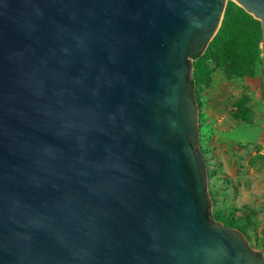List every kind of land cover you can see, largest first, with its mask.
<instances>
[{
    "label": "water",
    "instance_id": "obj_1",
    "mask_svg": "<svg viewBox=\"0 0 264 264\" xmlns=\"http://www.w3.org/2000/svg\"><path fill=\"white\" fill-rule=\"evenodd\" d=\"M226 2L0 0V264H264L213 219L199 144Z\"/></svg>",
    "mask_w": 264,
    "mask_h": 264
},
{
    "label": "rangeland",
    "instance_id": "obj_2",
    "mask_svg": "<svg viewBox=\"0 0 264 264\" xmlns=\"http://www.w3.org/2000/svg\"><path fill=\"white\" fill-rule=\"evenodd\" d=\"M227 9L233 20L228 39L238 37L242 15L248 14L256 25L245 24L254 37L260 29L262 40L258 38V51H252L248 67L251 72L245 76L228 75L225 66L216 61L218 51L212 41L217 34L202 56L193 60L205 67L195 90L199 144L215 220L243 232L264 255V35L261 20L237 0H227L223 19ZM245 45L250 50L251 41ZM195 71L192 68L193 78Z\"/></svg>",
    "mask_w": 264,
    "mask_h": 264
},
{
    "label": "trees",
    "instance_id": "obj_3",
    "mask_svg": "<svg viewBox=\"0 0 264 264\" xmlns=\"http://www.w3.org/2000/svg\"><path fill=\"white\" fill-rule=\"evenodd\" d=\"M243 21L240 23L242 25V30L238 28L237 32L240 31V34L237 35L238 37H231L228 39L229 31L232 28L233 20L231 15V10L227 9L225 12V17L223 19L222 25L216 35V37L212 41V46L218 51V54L215 56L216 61L225 66L226 72L228 75H238V76H245L251 72V68L249 66L252 51H258V38L262 40V34L259 29V36H255L254 34L250 33V26L255 27L256 23L255 20L248 14H243ZM247 22L250 26L248 27ZM254 37V38H253ZM254 39V42L252 41ZM251 41V48L250 50L246 48V43L248 44ZM253 47V49H252ZM264 52V48H263ZM202 56V53L197 56L196 58H192V68L195 69V90L197 87V77L199 78L202 73L203 63L198 61L196 64L193 60H197ZM208 70V69H206ZM209 71V70H208ZM237 118V115H235ZM213 216V213H212ZM213 219L215 220L214 216ZM216 221V220H215Z\"/></svg>",
    "mask_w": 264,
    "mask_h": 264
},
{
    "label": "crops",
    "instance_id": "obj_4",
    "mask_svg": "<svg viewBox=\"0 0 264 264\" xmlns=\"http://www.w3.org/2000/svg\"><path fill=\"white\" fill-rule=\"evenodd\" d=\"M242 137V136H241Z\"/></svg>",
    "mask_w": 264,
    "mask_h": 264
}]
</instances>
